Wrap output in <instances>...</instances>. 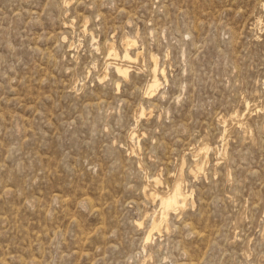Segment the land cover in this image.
<instances>
[{
    "label": "rangeland",
    "instance_id": "obj_1",
    "mask_svg": "<svg viewBox=\"0 0 264 264\" xmlns=\"http://www.w3.org/2000/svg\"><path fill=\"white\" fill-rule=\"evenodd\" d=\"M0 264H264V0H0Z\"/></svg>",
    "mask_w": 264,
    "mask_h": 264
},
{
    "label": "bare ground",
    "instance_id": "obj_2",
    "mask_svg": "<svg viewBox=\"0 0 264 264\" xmlns=\"http://www.w3.org/2000/svg\"><path fill=\"white\" fill-rule=\"evenodd\" d=\"M133 44H134L133 40L127 39L124 41L125 49H124V52L122 54V59H124L127 62L128 61H135L137 56H138V54H137V56H134L132 54V52L130 51V47ZM119 55H121V54H119L115 51L114 46L113 45L110 46L109 58H116V57L118 58ZM113 63L110 61V62H108L107 66H113L115 69V72L118 75L127 76L129 74V71H130L129 67H131V66H129L128 63H126V62L125 63H115V65ZM156 66L153 69V73H154L153 80L149 85V88L151 91L157 90V88L161 84L159 75L160 74L164 75L162 72L163 70L161 69V71H160L158 69L159 67L157 68ZM149 195L154 196V198L157 197L160 200V203L162 206V211H161V218L159 220L154 219V222L151 226L152 228H151L148 236L151 234V232L153 230L160 228V226L165 222L166 216L168 215V213L170 211L176 210L178 208H183V206L185 204H187V202L189 201V198H190V193L187 191H184L181 188L180 184H177L172 190H170L168 193H166L164 195L159 194L158 191L150 192Z\"/></svg>",
    "mask_w": 264,
    "mask_h": 264
}]
</instances>
